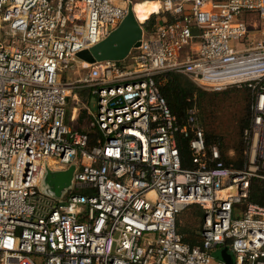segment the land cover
<instances>
[{"label":"built area","instance_id":"obj_1","mask_svg":"<svg viewBox=\"0 0 264 264\" xmlns=\"http://www.w3.org/2000/svg\"><path fill=\"white\" fill-rule=\"evenodd\" d=\"M134 1L0 0V264H226L214 258L224 248L232 264H264V197L249 202L264 184V29L249 25L264 24V0H149L161 18L125 66L77 59ZM70 64L84 76L64 81ZM166 73L249 91L242 169L206 147L195 105L183 123L171 112L156 81ZM76 90L96 98L83 131L71 125ZM70 167L65 197L39 190ZM193 205L204 211L195 246L177 226Z\"/></svg>","mask_w":264,"mask_h":264},{"label":"trees","instance_id":"obj_2","mask_svg":"<svg viewBox=\"0 0 264 264\" xmlns=\"http://www.w3.org/2000/svg\"><path fill=\"white\" fill-rule=\"evenodd\" d=\"M135 2L134 8H140L142 14H147L148 7L150 5L149 0H135ZM151 14L152 13H149V16ZM148 17H146L145 20L141 22L145 23L148 20ZM168 19L171 20L172 18ZM155 24L156 22L154 21L153 16L145 23L144 28L146 31H152ZM156 81L160 84L161 92L167 102L169 109L179 119L180 123H183V120L186 117L187 110L194 105L196 106L198 111L199 123L201 124V128L203 130L205 145L207 148H210L213 145H217L220 150L221 159L224 161L226 166L233 167L235 169H242L246 165V145L243 141V132L248 127L251 119L250 93L247 89H240L241 92H244L246 95L245 104H242L240 109L234 111V113L232 114V117L234 118L231 119V126L236 132V139L234 140L232 145H226V143H224L225 134L222 133L223 127L219 121H224L226 119L228 120L231 112L228 109V114H225L224 109L220 113L219 117H216L217 114L215 113L216 111L214 109L216 104L215 101L218 102V106L224 107L222 104L225 103V99L223 96L226 95V91H222L219 93H208L206 91L198 89L184 75L176 73L163 74L161 76H158L156 78ZM217 121L218 123L215 125ZM217 129H221V131H218ZM90 135H95V132L90 131ZM180 148L183 167H190L191 154L188 149L187 142L183 141L180 145ZM230 151L235 154L234 159L229 157L228 153ZM263 197L264 184L258 182L252 183L249 202L260 204L262 203ZM190 208H195L196 210H194V216L199 221L198 228L194 232L190 231L189 229H184L183 227H180L178 219L177 226L178 232L184 237V242L188 243L191 246H195L200 243L198 232L201 229V225L204 219V211L200 207L195 205L190 206L188 209Z\"/></svg>","mask_w":264,"mask_h":264},{"label":"water","instance_id":"obj_3","mask_svg":"<svg viewBox=\"0 0 264 264\" xmlns=\"http://www.w3.org/2000/svg\"><path fill=\"white\" fill-rule=\"evenodd\" d=\"M144 26L145 23L138 21L135 17L132 4H129L126 16L117 27L98 44L87 50L78 52L76 57L80 61L90 65L124 61L129 56L131 50L140 45ZM73 171V167L61 172L47 171L42 181V183L45 182L48 185L47 193H53L55 197L60 198L61 194L65 193L66 189L72 184ZM215 259L226 264H232L227 248L220 251L219 257H215Z\"/></svg>","mask_w":264,"mask_h":264},{"label":"rangeland","instance_id":"obj_4","mask_svg":"<svg viewBox=\"0 0 264 264\" xmlns=\"http://www.w3.org/2000/svg\"><path fill=\"white\" fill-rule=\"evenodd\" d=\"M135 13H136V15L140 21H144L145 18L149 16L148 11H147V14H142V12L140 11V8H135ZM152 14L147 19L149 20L154 16V21L157 23L161 17L156 15V14H153V15ZM252 23H255V26H257L256 30L264 29V24L260 23L259 19L251 18V24H249V25L252 26ZM0 29H1V31H0V39H1L3 36V33L5 31H7V25L0 22ZM231 46L235 50H240L243 48V46L240 42H232ZM133 55H134V51L131 54H129V56L124 61L119 62V65L125 66L127 64L128 60L131 59ZM85 73L86 72L81 70L80 67L76 64H70V66L67 70L60 72V74L63 77V80L67 81V82L79 79V78L83 77ZM225 91L227 92L226 95L223 96L225 99V103L222 104L224 107L218 106V102L215 101L216 104H215L214 109L216 111L215 113L217 114L216 117H219L220 113L224 109H225V114L226 113L228 114V109L230 110L231 114H230L228 120L227 119L224 121L220 120L219 122L221 123V125L223 127L222 133L225 134L224 143H226V145H232L234 140L236 139V132L234 131L233 127L231 126V123H232L231 119L234 118V117H232V114L234 113V111L239 110L242 104H245L246 95L244 92H241V90L237 89V88L228 89ZM74 93L80 98V102H81V105L83 106V108L87 107L92 113L95 112V110H96V98L95 97L89 95L86 91H84L83 93L81 92V94H80V92L76 90ZM208 93H213V92H208ZM69 101L70 100L68 99V102ZM71 106H72V104L70 102L66 105V123H68L67 115L69 113V108H71ZM78 106L79 105L77 104L76 107H78ZM217 123H218V121L215 123V125ZM200 126H201V124H200ZM221 129L220 130L217 129V130L221 131ZM228 155L232 159L235 158V154L231 151L228 153ZM47 187H48V185L45 184V182H43L40 185L39 190L41 192H44L45 194L51 196V197H55V194L47 193V191H46ZM72 189H73V186L70 185V187L68 189H66L65 193L61 194L60 198L65 197L68 190H72ZM194 210H195V208H190L187 211H184L179 216L178 220H179L180 227H183L184 229H189L190 231H193V232L198 228L199 221L194 216V212L196 211V210L195 211ZM219 252L220 251L214 252V256L216 258L219 257ZM227 252L230 255V262L232 263L233 262L232 255H231L230 251L227 250Z\"/></svg>","mask_w":264,"mask_h":264},{"label":"crops","instance_id":"obj_5","mask_svg":"<svg viewBox=\"0 0 264 264\" xmlns=\"http://www.w3.org/2000/svg\"><path fill=\"white\" fill-rule=\"evenodd\" d=\"M79 92L81 94V92L83 93L84 91L79 90ZM76 99L78 100V105H79L77 107L78 117H77V120H75L73 123H71V125L73 124L72 126H74L76 129H78L79 131H83V130H86V128H87V117L85 116L86 113L83 110V106L81 105L80 98L77 95H76ZM69 100H70L69 102L71 103L72 99H69ZM83 113H85V114H83ZM70 114H71V108H69L68 116ZM53 198L58 199L57 197H53Z\"/></svg>","mask_w":264,"mask_h":264},{"label":"bare ground","instance_id":"obj_6","mask_svg":"<svg viewBox=\"0 0 264 264\" xmlns=\"http://www.w3.org/2000/svg\"><path fill=\"white\" fill-rule=\"evenodd\" d=\"M135 2V1H134ZM150 5L148 7V13H153V14H156V13H159V10H160V5L159 3H157L156 1H149ZM133 11H134V14H135V17L138 19L136 13H135V8H134V3H133ZM155 12V13H154ZM139 22H141L139 19H138ZM142 23V22H141ZM102 66L105 65L104 63L101 64Z\"/></svg>","mask_w":264,"mask_h":264}]
</instances>
